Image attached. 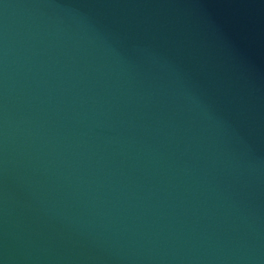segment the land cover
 <instances>
[{"label":"water","instance_id":"obj_1","mask_svg":"<svg viewBox=\"0 0 264 264\" xmlns=\"http://www.w3.org/2000/svg\"><path fill=\"white\" fill-rule=\"evenodd\" d=\"M0 264H264V0H0Z\"/></svg>","mask_w":264,"mask_h":264}]
</instances>
